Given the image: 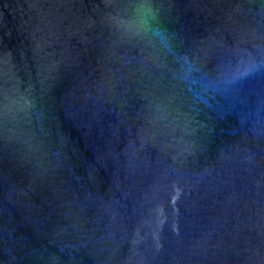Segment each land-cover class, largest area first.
<instances>
[{
	"label": "water",
	"instance_id": "1",
	"mask_svg": "<svg viewBox=\"0 0 264 264\" xmlns=\"http://www.w3.org/2000/svg\"><path fill=\"white\" fill-rule=\"evenodd\" d=\"M0 264H264V0H0Z\"/></svg>",
	"mask_w": 264,
	"mask_h": 264
}]
</instances>
